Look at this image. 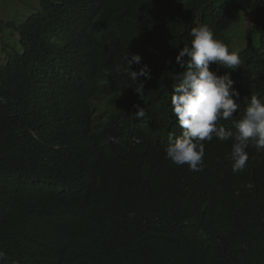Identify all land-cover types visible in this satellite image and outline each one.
<instances>
[{
  "label": "trees",
  "instance_id": "obj_1",
  "mask_svg": "<svg viewBox=\"0 0 264 264\" xmlns=\"http://www.w3.org/2000/svg\"><path fill=\"white\" fill-rule=\"evenodd\" d=\"M36 2L0 26L22 49L2 48L0 64V264H264V151L248 149L237 172L224 144L199 172L165 152L182 134L179 49L200 25L229 46L242 0ZM251 6L231 73L239 108L218 121L231 130L249 95L264 98V0ZM126 52L150 79L125 74Z\"/></svg>",
  "mask_w": 264,
  "mask_h": 264
},
{
  "label": "clouds",
  "instance_id": "obj_2",
  "mask_svg": "<svg viewBox=\"0 0 264 264\" xmlns=\"http://www.w3.org/2000/svg\"><path fill=\"white\" fill-rule=\"evenodd\" d=\"M229 35V34H228ZM190 42L184 43L175 57L176 64L182 71L176 72L172 82L171 107L177 119L182 134L176 136L170 133L166 157L178 166L187 164L192 172L203 171L204 158H207L209 145L224 144L230 148L229 159L232 161V171L237 172L246 167L249 159L248 149L264 151V98L261 95H249L243 116L239 120H232L233 129H226L218 124L220 120H231L239 108L236 100L239 92L235 89L232 71L240 67L242 61L240 51L244 50L249 41L238 51H233L221 40L215 38L208 25H200L191 29ZM230 38V37H229ZM253 46L254 44L251 43ZM255 47V46H254ZM125 74L132 80L138 77L150 79L151 69L147 64L141 65V56L129 54L124 56ZM171 63V61H166ZM139 67L132 70V65ZM223 67L224 73L217 74L211 68ZM136 93L144 95L143 84L135 87ZM137 117H144L143 107L134 105ZM222 141H230L225 143ZM207 148L205 149V145ZM5 205L0 207V219ZM6 253L0 250V261L5 259Z\"/></svg>",
  "mask_w": 264,
  "mask_h": 264
},
{
  "label": "rangeland",
  "instance_id": "obj_3",
  "mask_svg": "<svg viewBox=\"0 0 264 264\" xmlns=\"http://www.w3.org/2000/svg\"><path fill=\"white\" fill-rule=\"evenodd\" d=\"M36 1L38 0H0V26H5L10 22L18 20L21 16H27L30 14L31 10H35L37 4ZM252 2L253 0H242L240 21L234 24L229 29V32H227L231 39L230 48L233 51L240 50L246 44L245 31L248 28L249 20L253 17V15H249L248 12ZM4 33V39L1 40L3 34L0 31V64L5 63L7 58V54L5 52L2 53V48L7 47L9 49L8 52H11L12 49H14L18 54L22 52V49L18 44V38L16 41L12 40L11 38L14 37L11 35V33H13L12 29L6 28ZM252 43H257V37H252ZM10 54L12 55V53ZM4 55L6 57H4Z\"/></svg>",
  "mask_w": 264,
  "mask_h": 264
}]
</instances>
